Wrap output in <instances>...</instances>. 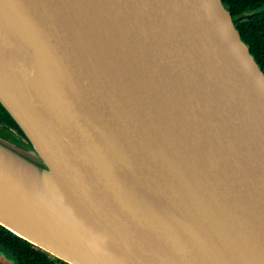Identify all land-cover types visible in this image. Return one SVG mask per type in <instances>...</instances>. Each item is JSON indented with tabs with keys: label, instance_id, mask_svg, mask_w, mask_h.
Segmentation results:
<instances>
[{
	"label": "water",
	"instance_id": "95a60500",
	"mask_svg": "<svg viewBox=\"0 0 264 264\" xmlns=\"http://www.w3.org/2000/svg\"><path fill=\"white\" fill-rule=\"evenodd\" d=\"M0 107V227L52 259L264 264V73L222 0H0Z\"/></svg>",
	"mask_w": 264,
	"mask_h": 264
},
{
	"label": "trees",
	"instance_id": "16d2710c",
	"mask_svg": "<svg viewBox=\"0 0 264 264\" xmlns=\"http://www.w3.org/2000/svg\"><path fill=\"white\" fill-rule=\"evenodd\" d=\"M241 39L264 73V0H222ZM248 13L243 19L238 16ZM0 123H4L23 137L17 126L0 107ZM3 125V124H2ZM13 130V131H14ZM0 250L9 254L14 264H62L33 245L0 227Z\"/></svg>",
	"mask_w": 264,
	"mask_h": 264
},
{
	"label": "rangeland",
	"instance_id": "374dc122",
	"mask_svg": "<svg viewBox=\"0 0 264 264\" xmlns=\"http://www.w3.org/2000/svg\"><path fill=\"white\" fill-rule=\"evenodd\" d=\"M0 126H3V125H0ZM2 254H3V256H4L5 258L8 259V261H12V259L10 258L9 254H8L7 252L2 251ZM12 263H13V261H12ZM13 264H14V263H13Z\"/></svg>",
	"mask_w": 264,
	"mask_h": 264
},
{
	"label": "flooded vegetation",
	"instance_id": "af4514ba",
	"mask_svg": "<svg viewBox=\"0 0 264 264\" xmlns=\"http://www.w3.org/2000/svg\"><path fill=\"white\" fill-rule=\"evenodd\" d=\"M3 124V126H7L6 124H4V123H0V125H2ZM12 130H14V129H12ZM14 132H15V130H14ZM0 251H2V250H0Z\"/></svg>",
	"mask_w": 264,
	"mask_h": 264
}]
</instances>
